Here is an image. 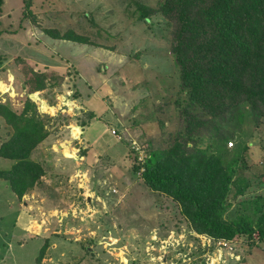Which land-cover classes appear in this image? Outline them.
<instances>
[{"label": "rangeland", "instance_id": "1", "mask_svg": "<svg viewBox=\"0 0 264 264\" xmlns=\"http://www.w3.org/2000/svg\"><path fill=\"white\" fill-rule=\"evenodd\" d=\"M164 1L5 0L0 28L9 34L0 39V103L21 114L31 102L28 116L43 119L48 133L32 154L45 170L35 189L20 199L0 180L6 264H264L258 232L232 242L197 234L179 206L142 178L150 152L171 148L188 115L200 114L181 88L171 53L173 23L159 12ZM141 8L149 22L141 20ZM48 30L87 41L54 38ZM33 71L45 83L37 93H30ZM93 96L99 104L91 103ZM242 113L240 126L221 121L228 150L241 148L245 160L236 178L250 183L242 195L240 186H231L223 215L230 222L240 214L255 220L250 202L264 197V117L256 119L249 104ZM96 120L109 130L105 151L88 138ZM213 125L196 130L190 148L213 151ZM12 133L1 119L0 146ZM9 168L0 160V170Z\"/></svg>", "mask_w": 264, "mask_h": 264}, {"label": "trees", "instance_id": "2", "mask_svg": "<svg viewBox=\"0 0 264 264\" xmlns=\"http://www.w3.org/2000/svg\"><path fill=\"white\" fill-rule=\"evenodd\" d=\"M4 2L0 0V17ZM159 12L173 23L171 53L181 88L187 91L189 105L200 114L188 115L185 132L171 148L150 152L142 165V178L153 192L170 197L179 206L197 234L232 242L240 235L251 240L258 232L259 240L264 241V197L250 202L258 214L255 220L240 214L230 222L223 216L231 186H240L237 195H242L250 183L236 178L239 162L246 167L242 149L228 150L229 135L221 125L225 120L240 126L243 104H249L256 119L264 117V0H165ZM149 15L141 8V20L149 22ZM46 32L54 38L87 41L75 33L59 36L53 30ZM2 33L0 29V37ZM33 74L36 79L29 84L30 93L45 88L44 79ZM32 106L28 102L18 114L0 103V120L13 130L0 146V160L11 166L0 170V180L20 199L45 175L32 154L48 133L43 119L28 116ZM94 117L90 112L89 118ZM209 122L214 123L213 151L190 148L195 131Z\"/></svg>", "mask_w": 264, "mask_h": 264}, {"label": "crops", "instance_id": "3", "mask_svg": "<svg viewBox=\"0 0 264 264\" xmlns=\"http://www.w3.org/2000/svg\"><path fill=\"white\" fill-rule=\"evenodd\" d=\"M4 7H5V2H4V5H3V10H4ZM3 13V12H2ZM1 17H0V23H1ZM1 29V28H0ZM2 30V29H1ZM8 32H6V31H4L3 30V33H2V35H1V37H0V39L2 38V37H7L8 36ZM25 59H27V58H25ZM37 59V58H36ZM37 62H39V61H36V63ZM40 64V63H39ZM42 64V63H41ZM40 68V67H39ZM38 68V69H39ZM24 87V86H23ZM22 87V88H23ZM35 93H37V92H35ZM99 98L98 97H92V100H91V103H98L99 104ZM96 114H97V117H99L98 116V113L97 112H95ZM109 130L107 129V126L105 125V124H102L99 120H96V121H94V122H92V124L90 125V127H88V130H87V133H88V138H89V140L91 141L90 143H91V145H94V147H98V146H100V148H104L105 147V142H104V136L106 135V133L108 132ZM102 145V146H101ZM103 151H105V148H104V150ZM8 165H10V164H8ZM19 219V218H18ZM18 222V221H17ZM21 222H20V219H19V222L18 223H16V225L18 224V226L21 228L22 226H21V224H20ZM22 231H23V229H22ZM25 233H27L26 231H24ZM8 248L6 249V251H8L9 252V254L11 253V245L8 243ZM8 254V255H9ZM8 258H7V254H6V252H5V255H2L1 257H0V264H6L7 263V260Z\"/></svg>", "mask_w": 264, "mask_h": 264}, {"label": "built area", "instance_id": "4", "mask_svg": "<svg viewBox=\"0 0 264 264\" xmlns=\"http://www.w3.org/2000/svg\"><path fill=\"white\" fill-rule=\"evenodd\" d=\"M112 134H113V135H117V132H116L115 130H113V131H112ZM230 145H233V143L230 142ZM221 244L227 246V245H228V242H225V241H224V242L221 243Z\"/></svg>", "mask_w": 264, "mask_h": 264}, {"label": "bare ground", "instance_id": "5", "mask_svg": "<svg viewBox=\"0 0 264 264\" xmlns=\"http://www.w3.org/2000/svg\"><path fill=\"white\" fill-rule=\"evenodd\" d=\"M1 86H2V84H1ZM3 87V86H2ZM45 107V106H44ZM47 109V108H46Z\"/></svg>", "mask_w": 264, "mask_h": 264}]
</instances>
